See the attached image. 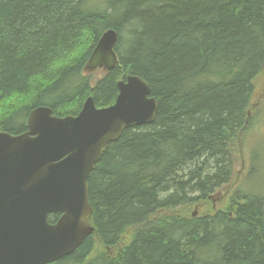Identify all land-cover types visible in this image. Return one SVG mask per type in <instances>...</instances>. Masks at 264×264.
<instances>
[{
	"label": "trees",
	"instance_id": "obj_1",
	"mask_svg": "<svg viewBox=\"0 0 264 264\" xmlns=\"http://www.w3.org/2000/svg\"><path fill=\"white\" fill-rule=\"evenodd\" d=\"M109 28L118 64L95 79L84 69ZM127 75L149 84L155 120L103 150L88 178L93 232L50 264H264V193L235 185L226 207L209 203L239 181L264 0H0V131L25 132L38 106L111 105Z\"/></svg>",
	"mask_w": 264,
	"mask_h": 264
},
{
	"label": "water",
	"instance_id": "obj_2",
	"mask_svg": "<svg viewBox=\"0 0 264 264\" xmlns=\"http://www.w3.org/2000/svg\"><path fill=\"white\" fill-rule=\"evenodd\" d=\"M117 33L105 30L86 70H112ZM115 101L96 107L88 96L76 115L32 109L27 130L0 131V264H50L69 254L93 232L88 178L108 144L125 128L151 124L157 102L149 84L127 75ZM59 213L53 223L48 215Z\"/></svg>",
	"mask_w": 264,
	"mask_h": 264
},
{
	"label": "rangeland",
	"instance_id": "obj_3",
	"mask_svg": "<svg viewBox=\"0 0 264 264\" xmlns=\"http://www.w3.org/2000/svg\"><path fill=\"white\" fill-rule=\"evenodd\" d=\"M104 72H106L104 68L99 67L94 70L84 69V73L92 75L95 79ZM255 98V101L259 100L258 108L250 112V125L244 134L239 152L235 154V171L239 172L237 174L239 181L235 182L230 190L227 186H223L212 193L209 203L212 201L216 209L226 207L230 192L235 185L242 189L251 188L253 192L264 193V77H261L257 85ZM192 210L196 211L197 208L193 207ZM96 248L102 249L99 243ZM98 249L95 252H100Z\"/></svg>",
	"mask_w": 264,
	"mask_h": 264
}]
</instances>
